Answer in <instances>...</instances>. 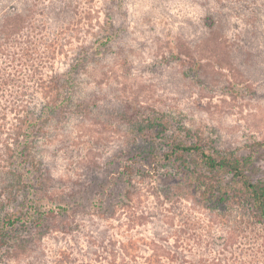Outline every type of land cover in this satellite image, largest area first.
Listing matches in <instances>:
<instances>
[{
    "label": "trees",
    "instance_id": "1",
    "mask_svg": "<svg viewBox=\"0 0 264 264\" xmlns=\"http://www.w3.org/2000/svg\"><path fill=\"white\" fill-rule=\"evenodd\" d=\"M130 2L0 0V250L34 249L50 233L67 234L88 216L111 217L116 209L110 197L118 193V204L130 203L139 176L148 175L147 166H136L142 157L154 170L177 164L202 207L234 222L235 237L216 239L224 264H264V140L233 147L202 137L172 139L166 135L172 128L168 114L147 117L139 110L141 101L111 98L85 79L93 69L106 75L111 63L121 74L132 71V47L142 36L130 40ZM263 2L175 0L166 20L165 36L172 33V39L151 65L180 60L193 79L209 84L230 76L224 67L233 65L253 80L245 70L249 63L260 68L264 63ZM80 116L118 121L123 137L102 151L101 140L90 139L81 175L65 180L46 160L61 151L76 157L78 149L58 142L39 155L36 146L41 138L54 142L52 132L65 127L68 117ZM158 139L167 140L159 155L148 148ZM108 264L144 260L114 257Z\"/></svg>",
    "mask_w": 264,
    "mask_h": 264
},
{
    "label": "rangeland",
    "instance_id": "2",
    "mask_svg": "<svg viewBox=\"0 0 264 264\" xmlns=\"http://www.w3.org/2000/svg\"><path fill=\"white\" fill-rule=\"evenodd\" d=\"M174 1L131 0L134 24L130 40L142 36V42L140 38L141 43L132 47L136 61L132 71L121 74L111 63L106 75L100 68L93 69L85 79L94 81L91 87L111 98L141 101L139 110L147 117L155 112L168 114L172 128L166 135L172 139L187 137L195 141L202 137L203 141L217 139L220 145L233 147L249 140H264V63H260L261 68L247 65L245 71L253 80L237 73L233 65H225L230 76L225 73L220 80L210 78L212 84L193 79L192 71L180 60L172 58L167 65H151L172 39V33L170 37L165 34ZM67 119L65 127L52 132L54 142L47 144L46 138H41L36 146L39 155L58 142L78 149L76 157L63 151L57 156L47 153L53 174L65 180L81 175V168L90 158L84 157L87 152L83 147L90 139L101 140V151L112 149L123 137L124 129L118 121L104 124L99 120L83 121L81 116ZM166 141L158 139L148 148L156 149L159 155L166 151ZM152 165L142 157L136 160V166H147L149 173L139 176V191L130 203L118 204V193L110 197L116 209L111 217L88 216L67 234L50 233L34 249L13 253L0 250V264H108L114 257L125 256H139L144 264H224L216 239L224 234L235 237L234 222L202 207L189 185L191 179L180 174L177 164L162 163L156 170ZM261 168L264 170V149Z\"/></svg>",
    "mask_w": 264,
    "mask_h": 264
}]
</instances>
